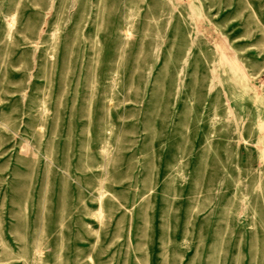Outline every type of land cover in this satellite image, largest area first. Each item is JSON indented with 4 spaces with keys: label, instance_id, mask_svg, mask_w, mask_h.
<instances>
[{
    "label": "rangeland",
    "instance_id": "rangeland-1",
    "mask_svg": "<svg viewBox=\"0 0 264 264\" xmlns=\"http://www.w3.org/2000/svg\"><path fill=\"white\" fill-rule=\"evenodd\" d=\"M0 264H264V0H0Z\"/></svg>",
    "mask_w": 264,
    "mask_h": 264
}]
</instances>
